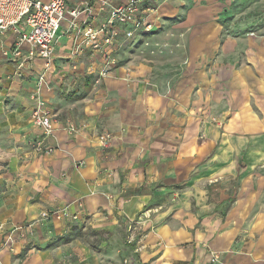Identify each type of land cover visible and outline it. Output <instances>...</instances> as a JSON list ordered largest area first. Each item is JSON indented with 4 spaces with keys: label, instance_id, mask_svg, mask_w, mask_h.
<instances>
[{
    "label": "crops",
    "instance_id": "1",
    "mask_svg": "<svg viewBox=\"0 0 264 264\" xmlns=\"http://www.w3.org/2000/svg\"><path fill=\"white\" fill-rule=\"evenodd\" d=\"M148 2L155 29L121 39L105 76L102 53L72 55L83 39L68 21L49 66L0 61V264H113L124 251L131 264H264V38H220L200 16L211 5ZM167 42L172 56L151 54ZM39 98L56 119L46 137ZM66 206L76 218L40 219ZM81 224L107 229L98 252L73 240Z\"/></svg>",
    "mask_w": 264,
    "mask_h": 264
},
{
    "label": "built area",
    "instance_id": "2",
    "mask_svg": "<svg viewBox=\"0 0 264 264\" xmlns=\"http://www.w3.org/2000/svg\"><path fill=\"white\" fill-rule=\"evenodd\" d=\"M151 1V0H150ZM148 0H80L70 5L69 0H0V61L7 60L16 64L21 73L38 57L47 60V66L55 54L63 23L76 29L83 39L76 42L73 56L80 55L84 46L102 53L105 67L101 74H108V68L117 65L116 51L122 41L135 40L155 29L152 18L157 10ZM106 16L93 22L91 16L97 13ZM44 81V74L39 78ZM31 118L43 129L44 137L52 135L56 119L44 99H38ZM71 131L79 128L75 124L68 127ZM112 137L107 132L100 135L103 144ZM38 151L51 152L43 139L34 144ZM52 215L73 216L68 206L53 211H43L40 219ZM130 227H133L132 224ZM213 262H218L217 253H213Z\"/></svg>",
    "mask_w": 264,
    "mask_h": 264
},
{
    "label": "rangeland",
    "instance_id": "3",
    "mask_svg": "<svg viewBox=\"0 0 264 264\" xmlns=\"http://www.w3.org/2000/svg\"><path fill=\"white\" fill-rule=\"evenodd\" d=\"M192 1L194 2L193 5L195 7H198L199 5H203V6L211 5L215 7L212 8L213 10L216 11L217 9L218 12L217 13L215 12V14L208 12L205 13L203 11V14L201 15L196 14V17L200 15L202 16L203 20L206 21H215V19H217L216 21L222 25V29L220 31V38L223 39L230 37V38L243 39L244 37L245 38L248 37L255 39L254 42L255 44L261 43L259 42V40L264 38V0H192ZM185 17L186 18H184V20H188L187 18L188 15H186ZM183 36H184L183 34L180 35V37ZM168 37L170 39L175 36L173 33L169 32L167 38ZM149 38L150 36L147 37V40H149ZM147 43L149 44V42ZM178 47L180 46L172 45L169 42L165 44L163 43V45L157 43V46H153V49L155 48L157 50L151 52V54L153 55L165 54V56L168 54V56H172L175 53L174 48H178ZM240 49H242V47H240ZM254 49L255 51H257L256 54H258L257 45L254 47ZM185 50L187 49L185 48ZM184 56H187L186 61L184 62V66H186L188 64L187 62L188 51L184 53ZM119 229H122L121 231L125 235L122 238L123 241L129 240V242H131L134 240L132 234H134L136 229H134V227H130V224L127 226V228H122L119 225ZM75 230H76V234H75L76 237L73 240H76V238H78L84 240L85 242H88L91 247L90 249L92 253L98 252L99 245L103 241H108L110 239V235H108V233L106 232L107 229H100L97 226H93L90 224H85V225L81 224L75 226ZM130 256H132L131 252L127 254L124 251L120 253V255L115 259L112 256H107L108 258H105V260L107 262H112L113 264H131Z\"/></svg>",
    "mask_w": 264,
    "mask_h": 264
}]
</instances>
